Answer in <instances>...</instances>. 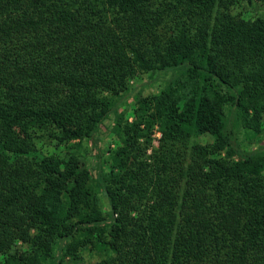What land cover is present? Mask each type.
Wrapping results in <instances>:
<instances>
[{
	"label": "trees",
	"instance_id": "obj_1",
	"mask_svg": "<svg viewBox=\"0 0 264 264\" xmlns=\"http://www.w3.org/2000/svg\"><path fill=\"white\" fill-rule=\"evenodd\" d=\"M253 1L0 0V264L86 247L108 251L97 264H264V153L226 116L264 133V14L227 13ZM146 71L171 79L129 120L119 100ZM111 116L95 181L70 149Z\"/></svg>",
	"mask_w": 264,
	"mask_h": 264
},
{
	"label": "rangeland",
	"instance_id": "obj_2",
	"mask_svg": "<svg viewBox=\"0 0 264 264\" xmlns=\"http://www.w3.org/2000/svg\"><path fill=\"white\" fill-rule=\"evenodd\" d=\"M227 13L243 19L260 16L264 14V0H254L253 4L250 6L242 5L232 7L227 11ZM171 74L172 72L170 71H146L131 78L128 90L123 93L122 98L119 100V111L125 116H128L129 120H131L130 116L138 94H141V96L157 94L165 86L166 82L171 79ZM226 116L231 128H233L235 139L242 150L259 151L260 153H264V133L256 140H253L252 134L243 130L239 123L235 120L234 107L226 108ZM111 120L112 116L104 122V125L99 128L91 139L73 142V148L70 149L72 152L78 153L81 157H83L95 181L98 174H105L109 171L110 163L108 160L110 156L108 151L112 150L117 143V140L111 133ZM159 137L160 134L155 131L152 147H157V140ZM211 141L212 138L207 135L199 137L196 136L193 138V142L201 144L209 143ZM44 149L59 159L64 158L67 152V149L54 144H46L44 145ZM150 152L151 148L147 150V154H150ZM96 190L103 211L108 213L109 206L107 199L100 190L97 188ZM108 254V251L100 247L90 249L86 247L81 250L80 259L78 261L65 259L62 261V264H97L100 260L107 258L109 256Z\"/></svg>",
	"mask_w": 264,
	"mask_h": 264
}]
</instances>
